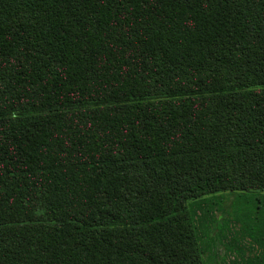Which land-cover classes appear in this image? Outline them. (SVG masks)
<instances>
[{
  "label": "trees",
  "instance_id": "1",
  "mask_svg": "<svg viewBox=\"0 0 264 264\" xmlns=\"http://www.w3.org/2000/svg\"><path fill=\"white\" fill-rule=\"evenodd\" d=\"M227 194L259 207L216 236ZM216 237L264 264V0H0V264H218Z\"/></svg>",
  "mask_w": 264,
  "mask_h": 264
},
{
  "label": "rangeland",
  "instance_id": "2",
  "mask_svg": "<svg viewBox=\"0 0 264 264\" xmlns=\"http://www.w3.org/2000/svg\"><path fill=\"white\" fill-rule=\"evenodd\" d=\"M247 195V194H246ZM243 195V194H234V195H222L223 199L221 201H217L218 205L217 207L214 206V212L215 215L218 217L217 220L219 221V225L216 229V226L213 225V228L216 229V236L219 234V232H224L229 229L230 227L235 228L237 226V223L242 222L241 217H244L246 215H250L251 213L257 214L256 206L259 204L257 203L258 199L261 198L260 194H251V195ZM244 197H248L250 200L243 199ZM230 210V211H229ZM230 212V213H229ZM215 218V220H216ZM238 218V219H237ZM225 226H228V228L225 229ZM232 230V229H231ZM221 232V233H222ZM221 239L218 237L215 238L216 245L218 246L216 249V255L219 258L218 264H226L229 261V258L231 257V253L225 251L224 246H220ZM241 246H245V240H239ZM214 249L211 248L208 253L213 252ZM234 254V253H232Z\"/></svg>",
  "mask_w": 264,
  "mask_h": 264
}]
</instances>
